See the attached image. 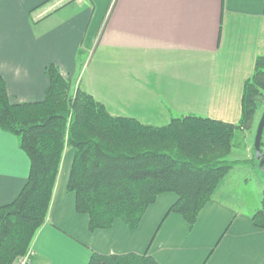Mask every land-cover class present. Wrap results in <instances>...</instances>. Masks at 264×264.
<instances>
[{"label":"crops","instance_id":"0c3cea01","mask_svg":"<svg viewBox=\"0 0 264 264\" xmlns=\"http://www.w3.org/2000/svg\"><path fill=\"white\" fill-rule=\"evenodd\" d=\"M259 55L264 0H0V77L14 104L42 102L54 65L114 116L155 127L185 115L238 124ZM75 154L66 147L34 264H89L95 253L264 264V229L223 183L193 226L169 213L178 196L165 193L136 229L116 220L92 231L68 191ZM30 171L19 138L0 127V207L17 199Z\"/></svg>","mask_w":264,"mask_h":264},{"label":"trees","instance_id":"16d2710c","mask_svg":"<svg viewBox=\"0 0 264 264\" xmlns=\"http://www.w3.org/2000/svg\"><path fill=\"white\" fill-rule=\"evenodd\" d=\"M47 73L45 99L35 103L13 104L0 77V127L19 138L31 160L24 189L13 203L0 207V264H14L33 247L47 221L68 146L76 151L68 191L75 195L77 212L89 216L92 231L109 229L116 220L136 229L165 193L178 196L169 213L193 226L226 176L237 165L251 163L227 156L236 135L254 128L264 103V55L245 82L238 124L185 115L163 127L144 125L110 114L81 88L73 91L56 66ZM253 221L264 229V198ZM89 264L160 263L149 254L95 253Z\"/></svg>","mask_w":264,"mask_h":264},{"label":"rangeland","instance_id":"374dc122","mask_svg":"<svg viewBox=\"0 0 264 264\" xmlns=\"http://www.w3.org/2000/svg\"><path fill=\"white\" fill-rule=\"evenodd\" d=\"M87 56L88 55H86V57L83 56L81 59L85 60ZM68 81L72 84L73 91L80 88L79 84L75 83V80L68 79ZM263 112L264 103L257 114L254 128L236 135L232 151L227 156V159L231 161L242 163L244 161H249L251 163L237 165L223 181V191L227 193V195L233 194L239 197L240 204H244L243 209L253 213L261 209L264 198V176L259 169V162L257 161L256 163L254 161L255 136ZM236 201L238 203V198Z\"/></svg>","mask_w":264,"mask_h":264},{"label":"water","instance_id":"95a60500","mask_svg":"<svg viewBox=\"0 0 264 264\" xmlns=\"http://www.w3.org/2000/svg\"><path fill=\"white\" fill-rule=\"evenodd\" d=\"M263 136H264V112L258 124L256 136H255V142H254L255 157L259 161L260 171L264 174V154L262 151Z\"/></svg>","mask_w":264,"mask_h":264},{"label":"built area","instance_id":"2783aa9c","mask_svg":"<svg viewBox=\"0 0 264 264\" xmlns=\"http://www.w3.org/2000/svg\"><path fill=\"white\" fill-rule=\"evenodd\" d=\"M263 154H264V139H263ZM36 258V252L34 251V248L31 247V249H29V251L20 256L15 262L14 264H34Z\"/></svg>","mask_w":264,"mask_h":264}]
</instances>
